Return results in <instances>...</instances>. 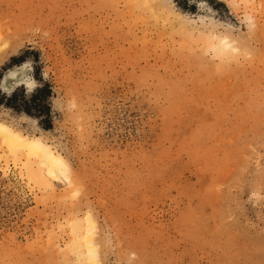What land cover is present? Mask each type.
<instances>
[{
  "label": "rangeland",
  "instance_id": "374dc122",
  "mask_svg": "<svg viewBox=\"0 0 264 264\" xmlns=\"http://www.w3.org/2000/svg\"><path fill=\"white\" fill-rule=\"evenodd\" d=\"M28 61L51 128L0 122L67 182L0 148V264H79L86 216L99 264H264V0H0V78Z\"/></svg>",
  "mask_w": 264,
  "mask_h": 264
},
{
  "label": "bare ground",
  "instance_id": "6f19581e",
  "mask_svg": "<svg viewBox=\"0 0 264 264\" xmlns=\"http://www.w3.org/2000/svg\"><path fill=\"white\" fill-rule=\"evenodd\" d=\"M216 45L217 47L215 48L220 52V54H218L222 57H225V55L228 56L231 50H235L234 45H232L230 40H228L226 37L220 38ZM223 59L225 60V58ZM24 63L6 69L3 72L0 80L3 79L7 71L19 67ZM27 71L28 70L26 67H19L13 73H11L14 83L7 85L9 90L11 87H14L16 83H31V78L28 77L29 75ZM17 76L20 78L15 79ZM5 86L6 85L3 82H0V87ZM0 148L1 150L8 153V155L12 157L17 164H23V167L27 172L26 175L28 180L36 184H45L46 175L53 179L63 176L65 177V182H67L65 173L68 167L63 157L59 153L54 152L45 142L42 141L41 138L27 137L20 134L19 131L17 132L8 125L0 122ZM90 219V216H86L87 224L85 226H83L79 220H74L75 222H72V231L74 234L73 238L75 240L76 247L79 250L78 251L75 248V250L79 253L77 256V261H79V264H99L97 260V251L95 249L96 244H94L92 238V225L94 223L92 224V220Z\"/></svg>",
  "mask_w": 264,
  "mask_h": 264
},
{
  "label": "trees",
  "instance_id": "16d2710c",
  "mask_svg": "<svg viewBox=\"0 0 264 264\" xmlns=\"http://www.w3.org/2000/svg\"><path fill=\"white\" fill-rule=\"evenodd\" d=\"M14 60V59H12ZM51 95V89L48 85L44 84L43 87H39L31 94L29 100H21L19 102L17 99V93L14 91L10 96H2L0 98V104L11 108L16 111H22L29 116H33L38 119L40 126L44 129L51 128V118H50V106L47 103L48 98ZM34 109L35 113L31 111ZM45 116L44 119L42 117Z\"/></svg>",
  "mask_w": 264,
  "mask_h": 264
},
{
  "label": "clouds",
  "instance_id": "9594fccd",
  "mask_svg": "<svg viewBox=\"0 0 264 264\" xmlns=\"http://www.w3.org/2000/svg\"><path fill=\"white\" fill-rule=\"evenodd\" d=\"M2 65V64H0ZM19 67H26V69H28V73L31 71V62L28 61V62H25L23 65L19 66ZM19 67H16V68H13V69H10L9 71H7L3 77L2 80H0V82H3L6 86L5 87H0V91L6 93L7 95H11L12 92L20 85H23L26 89V94H31L32 91L38 86L37 85V81L35 79H33V77L31 76V83H16L14 87H11L10 90H9V87H7V85H11L14 83V80L11 76V73H13L17 68ZM46 76V75H45ZM20 77L17 76L15 79H19ZM0 108H3L2 106H0ZM135 257V254L133 253L131 255V257L129 258L130 261L131 259H134Z\"/></svg>",
  "mask_w": 264,
  "mask_h": 264
}]
</instances>
